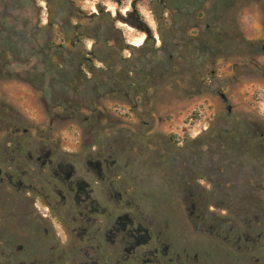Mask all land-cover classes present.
Listing matches in <instances>:
<instances>
[{"label": "rangeland", "instance_id": "374dc122", "mask_svg": "<svg viewBox=\"0 0 264 264\" xmlns=\"http://www.w3.org/2000/svg\"><path fill=\"white\" fill-rule=\"evenodd\" d=\"M0 49L3 174L102 154L108 213L151 221L168 264H264V0H0ZM21 200L0 188V232L36 255Z\"/></svg>", "mask_w": 264, "mask_h": 264}, {"label": "flooded vegetation", "instance_id": "af4514ba", "mask_svg": "<svg viewBox=\"0 0 264 264\" xmlns=\"http://www.w3.org/2000/svg\"><path fill=\"white\" fill-rule=\"evenodd\" d=\"M28 155L29 163L24 164L19 155L13 168L10 164L14 158L8 154V172L0 170V188L8 190V199L12 194L22 199L20 202L26 205L22 213L34 217L43 249L34 255L24 245L14 248L4 225L0 232L2 264H109L112 255L120 257L116 264H168L164 259L167 254L159 255L153 244L151 221L144 219L148 224L145 227L128 213L113 217L108 213L109 199L119 204L121 194L109 183V176L116 172L114 164L110 165L102 154L72 153L70 159L53 162L54 154L42 147L35 159L40 164L36 174L30 173L34 158ZM80 160L84 163L78 169ZM38 205L48 212L40 211ZM109 244L112 251H108ZM187 258L177 254L174 264H187Z\"/></svg>", "mask_w": 264, "mask_h": 264}, {"label": "trees", "instance_id": "16d2710c", "mask_svg": "<svg viewBox=\"0 0 264 264\" xmlns=\"http://www.w3.org/2000/svg\"><path fill=\"white\" fill-rule=\"evenodd\" d=\"M46 2H48V0H45ZM0 54H3V55H8V50H5V49H0ZM11 58L14 59V57L11 55Z\"/></svg>", "mask_w": 264, "mask_h": 264}, {"label": "water", "instance_id": "95a60500", "mask_svg": "<svg viewBox=\"0 0 264 264\" xmlns=\"http://www.w3.org/2000/svg\"><path fill=\"white\" fill-rule=\"evenodd\" d=\"M221 97H222V99H223V100H225V101L227 100V99H226V97H225V95H221ZM228 110L230 111V110H231V108H230V107H228Z\"/></svg>", "mask_w": 264, "mask_h": 264}, {"label": "bare ground", "instance_id": "6f19581e", "mask_svg": "<svg viewBox=\"0 0 264 264\" xmlns=\"http://www.w3.org/2000/svg\"><path fill=\"white\" fill-rule=\"evenodd\" d=\"M133 45H134V46L136 45V47H141V45H138V44H136V43H135V44H133Z\"/></svg>", "mask_w": 264, "mask_h": 264}]
</instances>
